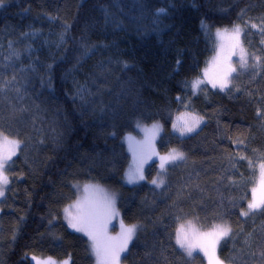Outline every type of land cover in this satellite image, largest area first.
Instances as JSON below:
<instances>
[{"label":"trees","instance_id":"obj_1","mask_svg":"<svg viewBox=\"0 0 264 264\" xmlns=\"http://www.w3.org/2000/svg\"><path fill=\"white\" fill-rule=\"evenodd\" d=\"M262 21L264 0H0V78L15 77L0 92V131L21 142L1 203L0 264H95L64 219L82 184L116 191L124 224L141 225L122 264H204L175 241L190 221L230 225L217 249L223 264H264V210L241 215L264 163ZM236 25L249 66L223 90L196 94L191 84L217 54L215 31ZM183 114L202 124L181 136L173 124ZM154 124L164 126L155 152L177 149L185 160L161 190L130 186L122 140ZM158 161L143 164L152 163L149 180Z\"/></svg>","mask_w":264,"mask_h":264},{"label":"snow or ice","instance_id":"obj_2","mask_svg":"<svg viewBox=\"0 0 264 264\" xmlns=\"http://www.w3.org/2000/svg\"><path fill=\"white\" fill-rule=\"evenodd\" d=\"M161 12L164 10L161 9ZM264 23V21H262ZM251 27L256 28V24H252ZM264 31V29H262ZM240 34L241 28L236 25L231 33L225 29L224 32L217 31L216 35L222 41L227 40L230 42L231 48L240 47ZM264 43V40L261 41ZM224 45H221L223 50ZM228 55L224 57V63L219 66L217 72V79L219 80V86L221 90L228 87L230 82V77L234 72L237 71L235 67L228 62ZM18 53L13 50L10 56L18 57ZM246 52L243 47H240V67H248V60L246 58ZM260 57L253 54V60L255 63L252 67H256L260 64ZM216 61H214L215 63ZM208 75L207 69L205 70V76ZM15 77H12L10 81H4L0 78V92L5 90L6 85L12 84ZM203 80L197 79L193 82L192 87L198 89L199 85L203 83ZM213 87L217 86L216 80H209ZM51 83V81H49ZM17 92L19 89H15ZM260 113L258 112V115ZM202 122V118L198 116H192L190 114H183L177 117V123L173 124V128L177 130L181 136L195 131V129ZM145 131V141L143 142L142 150L140 151L138 158L135 161V167L129 169L128 182L135 183L138 180H143V164L152 156L157 155L159 159V166L161 173H166L168 171L166 165L178 166V162L185 160V154L177 149H172L166 155H159L155 152L152 146V141L158 135L160 131V126L154 124L150 129L146 128ZM130 146L132 145V138H129ZM235 142V141H234ZM20 140L15 138H10L0 131V197L5 194V188L10 183L9 176L6 173V168L9 166V162L12 158L17 155L20 149ZM134 156L137 155L136 148H133ZM245 159V157H241ZM251 164V161H249ZM259 187H253L251 189L252 197L247 204V211H241V215L248 216L249 213L255 212L257 210H264V163L259 165ZM156 187H162L164 185V179L158 174L157 179L150 181ZM85 192L99 193V195L94 197H84L81 200H77L74 204L69 205L64 209L65 219L68 224L77 232H83L91 240V247L93 252L97 257L98 264H120L121 253L127 251L128 244L136 235L138 228L141 225L132 224L125 225L123 220L120 221V232L116 236H112L108 233V225L111 223L112 219L118 216L115 209V198L110 196L108 193L104 192L103 189L85 186ZM231 231V228L218 224L214 225L210 231L199 232L196 230L189 222L186 227L181 224L175 232L176 244L183 249L186 254L191 257L193 251L197 248L204 253L208 259V264H221V262L216 258V246L220 239L227 236ZM264 256V252L261 253ZM35 259V258H34ZM45 264H56L51 258L45 262ZM63 264H68L67 261Z\"/></svg>","mask_w":264,"mask_h":264},{"label":"rangeland","instance_id":"obj_3","mask_svg":"<svg viewBox=\"0 0 264 264\" xmlns=\"http://www.w3.org/2000/svg\"><path fill=\"white\" fill-rule=\"evenodd\" d=\"M234 28V27H233ZM227 29L228 30V33L230 34L232 29ZM241 28V34H240V47H243V49L245 50L246 54H247V51L244 47V43H243V28L240 26ZM219 31L221 32H224L225 29H218ZM215 31V36H216V39H217V54L210 60V64L209 66H207L205 69H204V72H203V80L204 82L201 83L199 85V88L198 89H194L192 86V89L193 91L196 93V94H199L201 92H203L204 90H206L207 87H210L212 89H216V88H220L219 86V80L217 79V72L219 70V66L224 63V57L225 55H228L229 53H231L229 56H228V62L232 63V65L237 69L238 72H243L246 68H241L240 67V63H239V60H240V47H236V48H231L230 46V42L227 41V40H221L219 37H217L216 33L217 31ZM224 45V48L223 50L221 49V45ZM246 58L247 60L248 59V54L246 55ZM214 61H216L214 63ZM207 69L208 71V75L205 76V70ZM209 80H216V83H217V86L216 87H213L212 86V83L208 82ZM193 84V83H192ZM191 84V85H192ZM201 89V90H200ZM202 124V122L199 124V126L195 129V131L200 127V125ZM156 125H159L160 126V131L158 133V135L155 137V139L152 141V146L155 148V146H157L158 142L160 141V138L163 134V130H164V126L162 124H156ZM153 125L151 126H142L140 127L139 129L136 130V133H132V134H129L127 135L126 137L123 138L122 142L123 144L126 146L127 150H128V153H129V157H130V161H129V165L127 167V171H126V179L125 181L130 185V186H136V185H140L142 183H145L147 182L148 184H150L151 186L161 190L165 187V184H166V180H167V175H168V171L166 173H161V169H160V162L158 161V165L156 166V169L158 170V172L156 173V176H154L152 178L153 179H157L158 178V174H160V177L164 179V185L162 187H156L155 185H153L152 183H150L151 180L148 179L147 177V170H146V167H149V165H151L152 163H149L147 162L146 165L143 166V176L145 177L143 180H138L137 182L135 183H129L128 182V173H129V169L130 168H133L135 167V161L136 159L138 158V155L140 153V151L142 150V146H143V142L145 141V131L144 129L146 128H151ZM132 138V145L130 146V141H129V138ZM133 148H136L137 150V155L134 156V153H133ZM19 151L20 149L18 150L17 152V155L14 156L12 158V161L9 162V165L12 164L14 162V160L18 157L19 155ZM168 154V153H167ZM170 166L172 165H166L167 169L169 170ZM9 167V166H8ZM8 167L6 168V173L7 175L9 176V173H8ZM9 180H10V177H9ZM259 182V181H258ZM85 186H93V187H97V188H100V189H103L104 192L108 193L110 196H114L115 198V209L118 213V216L115 217L114 219H112L111 223L108 225V233L112 236H116L119 234L120 232V221L122 220L121 216H120V211H119V208H118V202H119V194L114 191V190H111L109 188H106L105 186H102V185H97V184H82V185H75L74 186V190H75V193L77 194V198L74 202H72L71 204H74L77 200H81L83 199L84 197H94V196H97L99 195V193H93V192H85L84 191V188ZM10 187V183L6 186L5 188V194L3 197H0V213H1V203L3 202L7 192H8V189ZM256 187H259V183L257 184ZM70 204V205H71ZM68 207V206H67ZM66 207V208H67ZM256 212V211H255ZM254 213V212H253ZM64 219H65V211H64ZM66 221V224L68 225L69 229L71 232L75 233V234H78L84 238H86L90 244L92 243L91 240L89 239L88 236H86L83 232H77L75 231L73 228H71L68 224V221L65 219ZM191 225L196 229L198 230L199 232H207L203 229H201L199 227V224L195 221H190ZM189 223H185L184 225L187 227ZM226 226L230 227V225L226 224ZM140 228H138L137 232L139 231ZM136 232V234H137ZM226 237V236H225ZM224 237V238H225ZM136 238V235L133 237V239L130 241V243L128 244V247H127V251L121 253L120 255V264H122V258L127 254L130 246L133 244L134 240ZM220 239L219 243L217 244L216 246V258L218 259L217 257V249H218V246L220 245L221 241L224 239ZM92 248V247H91ZM183 250V249H182ZM184 251V250H183ZM184 253L186 254V252L184 251ZM92 255H93V259L95 261V264H98V261H97V257L95 255V253L93 252L92 250ZM187 255V254H186ZM188 256V255H187ZM201 258L203 259L204 261V264H208V259L207 257L204 255V253L202 251H200L198 248L196 250L193 251V254L191 256V258L195 259V258ZM35 258V259H34ZM49 258H41V257H33L32 260H33V263L34 264H45L46 261H48ZM53 261L56 262V264H63V262L65 261H58L54 258H51ZM219 260V259H218ZM68 262V264H71V260H66ZM220 261V260H219ZM221 262V261H220ZM221 264H223L221 262Z\"/></svg>","mask_w":264,"mask_h":264}]
</instances>
